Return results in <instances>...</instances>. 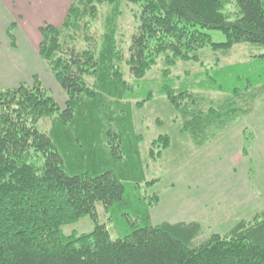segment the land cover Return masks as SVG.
<instances>
[{"label": "rangeland", "instance_id": "rangeland-1", "mask_svg": "<svg viewBox=\"0 0 264 264\" xmlns=\"http://www.w3.org/2000/svg\"><path fill=\"white\" fill-rule=\"evenodd\" d=\"M140 11L137 4L109 0L91 22L90 44L63 36L80 50H96L102 61L87 78L91 97L75 101V124L65 126L53 116L38 128L57 145L68 175L112 172L135 210L150 211L153 225L198 223L199 241L225 235L264 211V62L257 58L263 49L241 44L224 52L207 46L192 55L197 60L173 65L159 56L136 77L127 60ZM8 22L0 14L6 38L5 44L0 40V65L20 64L22 75L7 82L1 72L0 88L31 86L38 78L63 112L69 97L39 55L40 29L49 24L40 22L26 35L28 20L7 29ZM209 35L213 43L225 42L221 32ZM96 210L113 240L128 235L136 222L131 210L106 212L101 204ZM94 229L89 216L62 227L65 237Z\"/></svg>", "mask_w": 264, "mask_h": 264}, {"label": "trees", "instance_id": "trees-1", "mask_svg": "<svg viewBox=\"0 0 264 264\" xmlns=\"http://www.w3.org/2000/svg\"><path fill=\"white\" fill-rule=\"evenodd\" d=\"M124 1L141 10L127 60L136 77L159 56L172 65L197 60L192 55L207 46L228 52L251 44L263 49L257 58L264 62V0ZM107 2L73 0L61 28L40 29V58L69 97L63 112L38 78L31 86L0 88V264H264V211L203 241L198 223L153 225L150 211L135 210L112 172L68 175L57 145L39 130V122L53 116L74 125L75 101L91 97L87 78L99 70L102 55L71 46L63 36L90 44L91 22ZM212 31L225 42L213 43ZM98 204L106 212L133 211L130 233L113 240L99 222ZM85 216L95 223L93 232L63 235L62 227Z\"/></svg>", "mask_w": 264, "mask_h": 264}, {"label": "crops", "instance_id": "crops-1", "mask_svg": "<svg viewBox=\"0 0 264 264\" xmlns=\"http://www.w3.org/2000/svg\"><path fill=\"white\" fill-rule=\"evenodd\" d=\"M72 2L73 0H0V14H4L5 18L10 20V22L7 23V29L12 25H19L18 21L19 23H25L24 21L28 20L30 22L29 25H27L29 30L24 27L23 32H25L26 35H31L36 26H39L38 23L40 22L42 24L48 23L54 27L62 26ZM31 21L33 26L30 25ZM4 32H6V30H4ZM3 39L6 38L2 37V33L0 32V40L2 41ZM2 43L5 44L4 40ZM2 64L3 63H1V65ZM20 68V64L18 66L16 64H4L2 65L0 73L5 71L4 74L7 76V82L19 81L22 75H20Z\"/></svg>", "mask_w": 264, "mask_h": 264}]
</instances>
